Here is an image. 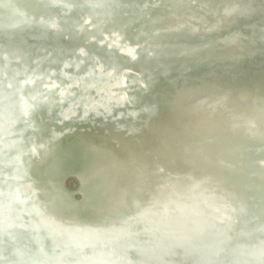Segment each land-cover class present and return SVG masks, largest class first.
Wrapping results in <instances>:
<instances>
[{
    "label": "water",
    "instance_id": "95a60500",
    "mask_svg": "<svg viewBox=\"0 0 264 264\" xmlns=\"http://www.w3.org/2000/svg\"><path fill=\"white\" fill-rule=\"evenodd\" d=\"M3 1L0 0L1 5ZM17 1L18 8L9 16L11 21L33 23L44 11L52 18L53 9L70 15L76 7L85 5L101 16V25L116 21L124 28V18H133L130 6L134 9L141 7L140 0ZM183 1L184 4L189 3V0ZM159 2L155 0L154 4ZM229 5L223 16H214L210 22H199L183 15H173L165 21L162 14L152 13L156 21L147 27L142 23L138 31L142 33L147 29L153 36H164L163 40L175 39L179 35L226 36L221 42L227 45L236 37L228 38L225 34L234 33L235 28L230 24L223 27L222 19L246 18L249 13L248 8L234 2ZM28 6L33 9L27 10ZM116 11L122 13L119 20H116ZM5 22L1 20L0 24ZM84 23L81 19L82 30L92 32ZM102 37L105 39L106 35L102 33ZM260 38L264 40V32ZM114 39L105 44V49L124 61L133 62L132 51L118 46L124 42L122 35ZM181 48L176 53L179 51V56L186 57L188 63L197 60L195 51L198 50ZM136 50L139 57L141 54L146 60L151 58L147 49H144L145 53H141L140 48ZM243 53L252 54L254 50L247 48ZM95 65L94 71L98 73L102 65L98 62ZM183 70L179 71V83L175 86L177 90H186L184 115L195 114L196 110H210L211 105L218 101L211 83L201 81L196 85L192 80L193 74ZM2 77L0 75V81ZM146 78L129 71L121 77L113 70H105L101 78L99 75L88 81L78 77L64 84L44 80L31 87L32 83L18 80L14 85L8 82L2 85L0 97L11 91L16 103L0 108V264L3 260L4 264H11L8 254L19 258L22 253L17 247H8V240H16L20 246L29 245L32 249L29 255L36 253L38 264H214L224 258L225 250L219 243L225 242L239 247L234 252L239 262L264 264V238L259 240L253 251H247L239 246V239L233 234L239 230L240 223L246 231L261 229L264 233L261 224L264 222L260 218V212L264 211V205L260 204L264 201V194L257 193L259 190L255 189L264 185V178L257 170L264 169V139L261 134L244 130L240 134L243 150H250L252 157L245 158L243 154L232 155L226 151L217 157V149L211 146L214 137L190 119L192 126H188L189 121L181 124V131H188V127L193 129L183 134L185 138L179 140L168 135L157 138L160 145L157 144L149 154L143 153L146 158L137 159L147 160L143 164L147 168L132 178L130 188L116 198L112 207L100 210L96 215L94 212L82 214L79 203L77 206L69 203L70 207L64 210L57 202L59 192L56 184L55 194L50 190L54 179L46 177L44 185L35 173L39 163L46 161L63 145L61 142L66 136L100 135L115 146L120 142V138L114 136L116 132L137 140L145 131L143 129L158 119L159 115H154L150 121L146 115L162 107L166 101L162 87L168 86V79L173 77L162 74L148 95L151 100H143L134 106L132 92L144 94L150 88ZM204 86L206 88L202 89ZM198 90L201 91L196 93ZM202 97L203 100H199ZM40 107L53 110L44 119L43 133L38 131L34 122ZM8 114L13 118L8 119ZM246 122L249 121L241 120L243 125ZM206 165H221L237 174L238 178L224 181L208 171ZM249 179L257 182L251 183ZM241 186L246 193L239 190ZM251 190L254 191L251 193ZM208 228L214 229L216 237L205 235ZM26 252L27 249L25 255ZM223 264L235 263L224 261Z\"/></svg>",
    "mask_w": 264,
    "mask_h": 264
},
{
    "label": "bare ground",
    "instance_id": "6f19581e",
    "mask_svg": "<svg viewBox=\"0 0 264 264\" xmlns=\"http://www.w3.org/2000/svg\"><path fill=\"white\" fill-rule=\"evenodd\" d=\"M14 1L4 0L2 5L0 4V21H6L3 25L0 24V75L3 76L0 90L5 82L14 85L18 80L32 83V87L35 83L41 84L44 80L64 84L78 77H84L86 81L99 75L101 78L105 70H113L121 77L129 71L137 76L147 77L146 80L150 85L149 90L144 94H140L139 91L132 92L134 93L132 105L138 106L143 100H151L148 95L151 94L154 85L158 84L157 81L162 74L173 77L168 79V86L162 87L163 97L166 99L162 107L157 112L146 115L150 121L153 120L154 115H159L158 119L149 123L146 129H143L145 131L136 138L137 140L116 132L114 136H118L120 142L115 146L114 143L99 137L100 135L68 136L69 138L66 136L61 142L63 145L59 146L50 158L39 163V169H35V173L39 175L44 185L46 177L54 179V185L50 186V190L53 193L57 186L59 199H55L64 210L70 207L69 203L75 206L79 203L82 214L90 215L94 212L96 215L100 210L112 207L116 198L130 188L132 178L138 177L144 168H147L143 166L147 160L137 159L146 158L143 153L149 154L157 144L159 146L160 140L157 138L161 136L168 135L179 140L185 138L183 134L193 129L188 127V131H181V124L189 121L188 126H192L190 119H194L199 127L214 137L211 146L217 149V157L223 156L224 151L232 155L243 154L245 158L252 157L250 150L242 148L243 137L240 134L243 130L246 133L261 134L264 139V40L260 38L264 32V0H189V3L185 4L183 0H160L158 5L154 4L155 0H140L141 7L138 9L130 6L129 10L133 12V18H124L125 28L116 21L109 25H101V16L85 5L76 7L70 15L53 9L52 18L44 11L40 17L34 19L36 22L33 23L11 21L9 16L19 5V1ZM232 2L248 8L249 13L246 18L222 19L223 27L230 24V27L235 28L234 33L225 34L228 38L236 37L227 45L224 41L221 42L226 36L217 38L216 35L205 34L186 37L179 35L180 37L177 36L175 39L163 40L164 36H153L147 29L142 33L138 31L142 23L147 27L149 23L156 21L154 13L162 14V20L165 21L173 15H183L199 22H210L214 16H223L224 9ZM8 3L10 7H7ZM142 3H146L145 6ZM26 8L33 9L30 6ZM115 17L119 20L122 18V13H116ZM81 19L92 29V32L82 30L79 24ZM102 33L106 35L105 39L101 38ZM119 34L122 35L124 42L122 41L118 46L120 49L132 51L135 59L133 62L124 61L105 49V44L110 42V39L115 40L114 38ZM181 46L198 50L199 53L195 51L197 60L188 63L186 57L179 56V51L176 53V50L182 49ZM139 48L141 53H145L146 49L147 52L150 51L151 58L146 60L141 54L139 57L136 53V49ZM247 48L253 49L254 53H243ZM171 53L173 55L167 57ZM95 62L102 65L101 70L104 73L101 70H98V73L94 71ZM185 67H188L186 71ZM182 69L184 73L193 74L192 80L197 83L196 85L201 81L211 83L218 101L211 105L210 110L203 112L196 110L195 114L184 115V106L187 104L184 97L186 90H177L175 86L179 83V71ZM122 79L124 80V77ZM204 88L206 86L202 89ZM223 97L224 100L219 99ZM207 99L210 100V97ZM199 100H203V97ZM13 103L16 101L12 99L11 91L0 97V108ZM46 111H48L46 108L40 107L35 116L34 122L40 133H43L45 117L49 116V112H53L49 110L46 114ZM7 117L11 119L13 115L8 114ZM242 119L249 122L243 125ZM35 132L36 130L33 134ZM146 132L149 137L148 134H144ZM207 170L224 181L235 180L231 177L238 178L237 174L231 173L221 165L208 166ZM257 170L264 178V169ZM241 173H243L242 168ZM249 181L254 184L257 182L253 179ZM255 189L261 191H256L257 193L264 194V185ZM239 190L246 193L242 186ZM260 204L264 205V201H260ZM258 207L262 208L260 205ZM262 211L260 218L264 222V211ZM240 224L239 230L234 231L233 234L238 237L241 248L253 251L259 240L264 238V235L260 237L263 230L246 231L242 228V223ZM261 224L264 226V223ZM206 230L205 235L216 237L214 229ZM7 243L8 247H17L22 251L19 258L8 254L11 264H38L37 254L33 252L29 255L32 251L29 245L20 246L16 240H8ZM219 244L225 250L224 258L215 261L214 264H223L224 261L248 264L243 260L239 262L235 257L237 255H234V252L239 248L237 245H232L231 242ZM25 249L28 250L26 255ZM4 263L6 262L3 260L2 264Z\"/></svg>",
    "mask_w": 264,
    "mask_h": 264
}]
</instances>
